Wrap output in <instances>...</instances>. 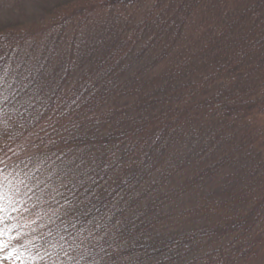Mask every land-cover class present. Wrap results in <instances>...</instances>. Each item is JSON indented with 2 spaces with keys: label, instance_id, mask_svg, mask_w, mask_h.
<instances>
[{
  "label": "trees",
  "instance_id": "trees-1",
  "mask_svg": "<svg viewBox=\"0 0 264 264\" xmlns=\"http://www.w3.org/2000/svg\"><path fill=\"white\" fill-rule=\"evenodd\" d=\"M125 1L134 0H103L115 2V5L119 3L122 7ZM150 1L152 4L146 6L148 8L132 32L147 30L152 26V17L156 15V18L159 12L165 15L164 24L176 20L178 12L173 9L177 0H171L167 10L157 0L154 3ZM93 4L94 1L88 0L85 5H80L81 9L65 7L57 10L41 29L23 28L0 33V116L4 118L3 130L11 140L7 143L15 146L19 137L27 136L26 144L39 150L32 159L27 156L23 163L24 166L30 165L31 169L22 167L16 172L14 168L18 164L10 167L4 161L0 162V181L6 180L4 176L10 173L22 186L35 183L39 187L44 186L46 194L38 196L40 207L37 210L40 212L35 213L41 223L46 222L43 242L51 238L54 243L52 254L60 258L65 253L79 256L72 264H239L252 248L245 245L246 242L258 237L253 228L243 227L256 221L257 218L251 216L252 210L259 208L264 195L252 196L244 211L237 208L242 197L230 199L228 203L206 201L190 194L193 183H184L182 178H178L176 170L167 167L168 162L172 166L169 156L167 159L163 156L171 155L173 147L183 140L198 142V147L204 151V144L195 135L200 132L196 113L204 96L202 91L217 83L221 85L216 78L218 70L207 83L205 78L189 83L187 69L202 66L194 64L193 44L181 46L175 40L170 47H165L168 40L155 48L156 60L152 65L154 70L147 77L149 79L146 78L144 83L139 79L136 84L129 82L130 85L123 90L117 87V78L112 76L118 55L101 60V49L107 40H99V65L68 85L66 73L70 50L80 31L71 40L58 38L69 21L73 18L82 21ZM122 7H119L120 12H124ZM181 27H177L176 37ZM55 30L61 31L52 37L51 31ZM171 30H166L165 35H171ZM207 31L209 28L206 35ZM218 41L224 43L223 40L200 38L199 57H217V64H223L227 61L223 52L232 56L230 53L236 54L239 49L220 48ZM121 42L119 51L130 47V40ZM248 47L251 51L252 45ZM258 49L255 48L253 53ZM237 57L240 55H234ZM181 59L188 60L180 63ZM103 69L108 70V76L99 88L101 85L100 82L96 85L95 74ZM239 69L237 66L231 71ZM185 80L187 85L183 84ZM228 84L234 86L230 82ZM223 88L217 97L212 98L216 103L212 107L215 111L228 109L227 101L231 99L223 101L221 97L230 87ZM122 119L129 120L128 127L120 133L113 132L115 122ZM98 124L111 130L110 143L119 135V145L125 144V138L128 141L125 153L118 159L109 158L107 167L99 160L94 161L92 151H83L85 145H90L87 134ZM59 139H65V151L58 158L59 155L53 154L49 146L57 144ZM178 153L184 154V151ZM233 155L224 159L229 165L234 160ZM158 165L166 172L165 175L158 168L165 177L163 180L157 174ZM9 183L4 184L7 186ZM143 200L146 202L141 206ZM201 200L206 203L202 204ZM168 201H178L181 212L179 208L173 209V203ZM166 204L168 209H162ZM263 212L264 209L261 216ZM157 219L164 226H160ZM155 226H160V229ZM115 227H118V232L114 241ZM128 239H133L134 244L128 250L132 251L131 255L123 246ZM29 244H26L27 252L35 246V243ZM36 245L39 246L38 243ZM76 252L80 254L75 255Z\"/></svg>",
  "mask_w": 264,
  "mask_h": 264
},
{
  "label": "rangeland",
  "instance_id": "rangeland-1",
  "mask_svg": "<svg viewBox=\"0 0 264 264\" xmlns=\"http://www.w3.org/2000/svg\"><path fill=\"white\" fill-rule=\"evenodd\" d=\"M86 1L88 0H0V33L23 28H33V30L44 28L46 21L57 10L65 7L81 9L80 5H85ZM91 1L95 4L82 21L73 18L68 22L66 30L51 31L52 37L56 32L61 31L58 40H71L73 35L80 31L76 37V43L70 50L69 70L66 73L67 84L71 85L86 73L88 75L93 67L99 65L100 58L104 60L118 55L115 63L118 71L116 69L115 71L119 75L112 70V76L117 78V87H122L124 90L130 83L136 84L138 79L144 83L147 81L146 78L150 77L151 70H154L152 65L156 60V46L165 44L168 40H170L169 44H165V47H170L175 40H178V45L181 46L185 43L193 44L192 53L196 57L193 60L194 64L200 63L202 66L187 69L189 83H194L200 78H205L207 83L217 70L219 75L216 78L221 82V85L217 83L206 89L207 91H202L204 96L201 103H198L200 110L196 113V124L200 132L195 135L200 143L204 144L202 146L204 151L200 150L198 142L189 143L183 140L173 147L175 149L171 155L163 156L166 159L169 156L172 166L168 162L167 167L171 168L170 170L175 169L178 178H182L184 183H193L191 195H197L196 197H202L206 201L213 200L217 204L228 203L230 199L242 197L241 204L237 208L246 210L247 203L252 201V196L257 198L260 193L264 195V0H177L174 2L173 10L174 12L177 10L178 13L173 23L164 24L165 15L159 12L156 18V15L152 17V26L147 30L144 29V32L141 29L132 31L148 8L146 6L152 4V1H125L123 7L119 3L115 5V2ZM157 1L166 9L171 0ZM154 2L156 0H153ZM119 7L124 8V12H120ZM165 13L167 14L166 11ZM177 27L182 29H179L180 32L176 37ZM208 28L209 32L207 31L208 35H206ZM75 29L78 31L74 32ZM168 29H172L169 31L171 35L167 34L170 37L165 35ZM200 38L201 40H223L224 43L217 42L220 48L239 49L236 54L230 50L232 56L223 52L227 61L217 64L219 62L217 57L213 58L210 55L199 57ZM99 40H107L101 49V52L103 51L101 57L98 56L100 52L97 50ZM122 40H130L131 44L130 47L119 51ZM251 45V51H248L250 48L248 46ZM257 47L259 49L253 53ZM162 48L166 51V48ZM36 49H39V46ZM234 55H240V57L234 58ZM222 57L224 58V55ZM187 60L181 59L180 63H185ZM221 65L223 66L217 69ZM237 66L240 69L232 72L231 69ZM210 72L212 73L208 76ZM106 76H108L107 69L95 74L96 82H98L96 85H99V82L101 85L99 88L105 83ZM190 76H193V79ZM228 82L234 86H230ZM183 84L187 85L186 80ZM223 87L228 89L230 87V90H225V96L222 95L221 99L231 100L227 101L228 109L215 111L212 107L216 103L212 101V98L224 90ZM100 113L103 115L105 112ZM115 123L113 132L120 133L128 127L129 120H117ZM3 124L4 118L0 116V162L4 161L10 167L18 164L14 168L16 172H19L22 167L31 169L30 165L24 166L23 163L27 156L32 159L39 150L26 144L27 136L19 137L15 146L14 143L12 145L7 143V140H11L5 134ZM110 131L106 126L98 124L87 134L86 139L90 145H85L83 149L88 153L92 151L94 161L102 162L105 167L109 158L110 160L120 158L128 146L127 138L124 145L118 144L121 142L120 135L110 143ZM59 137L66 139L64 136ZM60 139L59 144L49 146L53 154L59 155L58 158L62 157L65 151V139L63 141ZM117 146L118 150L115 151ZM177 151H184V154H177ZM231 155L234 156V160L229 165L224 159ZM159 167L165 175L166 172L158 165L157 174L163 180L165 177L159 171ZM4 178L6 180L0 181V264H72L78 260L79 256H72L74 254L65 253L61 258L53 255L54 243L51 238L43 242L47 231H45L46 222L41 223V219L36 218L35 213L40 212L37 210L40 207L38 196L46 194L44 186L39 187L37 183L22 186L10 173ZM212 178L214 181H211ZM8 181L10 183L6 186ZM204 200H201L202 204ZM145 202L143 200L141 206ZM168 203H173L172 208H179V213L181 212L178 201H168ZM163 208L167 210V204L163 205ZM263 209L264 198L260 199L259 208H255L254 212L252 210L251 216L257 218L256 221L253 220L247 223L248 226L243 227V229H254L258 237L256 240L251 239L250 242H246L245 245H250L252 248L249 249L250 254L246 256L247 258L244 261L240 260L239 264H264V214L260 215ZM262 220L263 222H260ZM159 225L164 226L161 221ZM160 226L154 228L159 230ZM117 229L118 227H115L113 230L114 241L117 240L115 237ZM132 240L125 241L123 244L130 255L132 251L128 250L134 247ZM29 243H35L37 248L34 246L27 252L26 244L29 246ZM37 243L39 246L36 245ZM79 254V252L75 253V255Z\"/></svg>",
  "mask_w": 264,
  "mask_h": 264
}]
</instances>
